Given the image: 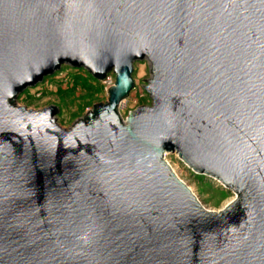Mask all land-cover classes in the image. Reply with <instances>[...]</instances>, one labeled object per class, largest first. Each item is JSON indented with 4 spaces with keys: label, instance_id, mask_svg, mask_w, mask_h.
I'll use <instances>...</instances> for the list:
<instances>
[{
    "label": "water",
    "instance_id": "1",
    "mask_svg": "<svg viewBox=\"0 0 264 264\" xmlns=\"http://www.w3.org/2000/svg\"><path fill=\"white\" fill-rule=\"evenodd\" d=\"M63 65L115 76L69 129L15 104ZM168 153L236 198L206 210ZM0 264H264V0H0Z\"/></svg>",
    "mask_w": 264,
    "mask_h": 264
},
{
    "label": "rangeland",
    "instance_id": "2",
    "mask_svg": "<svg viewBox=\"0 0 264 264\" xmlns=\"http://www.w3.org/2000/svg\"><path fill=\"white\" fill-rule=\"evenodd\" d=\"M110 74L115 79L114 74ZM150 78V67L147 61L134 63L132 73L134 88L118 107L123 120L130 111L151 105L144 87ZM107 99L108 93L103 81L95 80L83 68L63 65L55 74L45 77L41 83L26 89L18 96L15 104L34 111L56 106L58 108L56 123L63 129H69L79 119L84 118L88 111L92 110L93 105L105 103ZM165 161L206 210L221 211L236 198L232 190L224 188L217 180L192 171L177 154H166Z\"/></svg>",
    "mask_w": 264,
    "mask_h": 264
},
{
    "label": "built area",
    "instance_id": "3",
    "mask_svg": "<svg viewBox=\"0 0 264 264\" xmlns=\"http://www.w3.org/2000/svg\"><path fill=\"white\" fill-rule=\"evenodd\" d=\"M103 83L105 84L106 89H108L110 86L114 83V78H112L111 74H107L105 79L103 80Z\"/></svg>",
    "mask_w": 264,
    "mask_h": 264
}]
</instances>
